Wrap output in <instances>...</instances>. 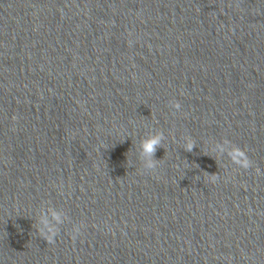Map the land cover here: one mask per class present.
Instances as JSON below:
<instances>
[{
	"label": "clouds",
	"instance_id": "obj_1",
	"mask_svg": "<svg viewBox=\"0 0 264 264\" xmlns=\"http://www.w3.org/2000/svg\"><path fill=\"white\" fill-rule=\"evenodd\" d=\"M170 106L175 111L181 109V105L178 101L170 102ZM165 139L166 137L163 131H155L140 141L138 158L146 171L151 172L157 168L160 160L155 158V153L158 148L163 147V141ZM183 141V148L187 152H192L196 147V142L190 135L184 136ZM211 151L217 153L219 156L227 155L233 164L245 170L252 167V161L246 154L245 150L232 145L227 139L222 142L214 143L211 146ZM208 177L209 181L212 183H215L219 179L217 173L208 174ZM34 221L37 231L47 244H54L56 242V238L60 235L62 226L66 223L71 224L69 235L74 241L82 235V228L84 227L82 222L74 223L66 212L49 203L41 205L37 210Z\"/></svg>",
	"mask_w": 264,
	"mask_h": 264
}]
</instances>
